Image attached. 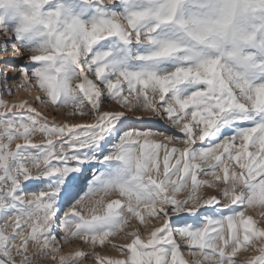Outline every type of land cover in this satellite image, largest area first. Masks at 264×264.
Masks as SVG:
<instances>
[{
	"label": "snow or ice",
	"instance_id": "1",
	"mask_svg": "<svg viewBox=\"0 0 264 264\" xmlns=\"http://www.w3.org/2000/svg\"><path fill=\"white\" fill-rule=\"evenodd\" d=\"M0 264H264V0H0Z\"/></svg>",
	"mask_w": 264,
	"mask_h": 264
},
{
	"label": "rangeland",
	"instance_id": "2",
	"mask_svg": "<svg viewBox=\"0 0 264 264\" xmlns=\"http://www.w3.org/2000/svg\"><path fill=\"white\" fill-rule=\"evenodd\" d=\"M9 59H12V58L9 57ZM12 62L18 64V63H20L21 61L17 59V60H13ZM9 71H10V75H12V76H16V75H17V73H15V72H11V70H9ZM10 86H11V87H15V85H10ZM23 98H25V97L21 96L20 93H18L16 96L12 97L11 99H12L13 101H19V100H21V99H23ZM49 119H50V120L52 119V116H51V115H49ZM57 119L60 120L61 122H63V119H62L61 116L57 115ZM70 122L83 123V122H85V121L77 119V120H75V121H70ZM153 126H158V122H157L156 124H154ZM86 175H87V174H86ZM105 252H107V254H110V255H115V253L108 252L107 250H105Z\"/></svg>",
	"mask_w": 264,
	"mask_h": 264
},
{
	"label": "bare ground",
	"instance_id": "3",
	"mask_svg": "<svg viewBox=\"0 0 264 264\" xmlns=\"http://www.w3.org/2000/svg\"><path fill=\"white\" fill-rule=\"evenodd\" d=\"M20 95L25 97L27 94L26 93H23V92H20Z\"/></svg>",
	"mask_w": 264,
	"mask_h": 264
}]
</instances>
